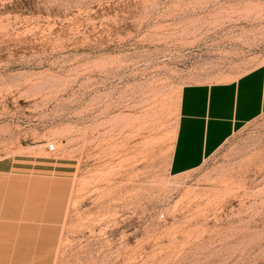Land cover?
Listing matches in <instances>:
<instances>
[{
    "label": "rangeland",
    "instance_id": "rangeland-1",
    "mask_svg": "<svg viewBox=\"0 0 264 264\" xmlns=\"http://www.w3.org/2000/svg\"><path fill=\"white\" fill-rule=\"evenodd\" d=\"M262 63L264 0H0V158L74 164L54 264H264V111L169 169L182 85Z\"/></svg>",
    "mask_w": 264,
    "mask_h": 264
},
{
    "label": "crops",
    "instance_id": "crops-1",
    "mask_svg": "<svg viewBox=\"0 0 264 264\" xmlns=\"http://www.w3.org/2000/svg\"><path fill=\"white\" fill-rule=\"evenodd\" d=\"M263 111V63L233 78L183 84L169 169L196 167ZM73 172L70 160L41 153L0 158V264H54Z\"/></svg>",
    "mask_w": 264,
    "mask_h": 264
},
{
    "label": "built area",
    "instance_id": "built-area-1",
    "mask_svg": "<svg viewBox=\"0 0 264 264\" xmlns=\"http://www.w3.org/2000/svg\"><path fill=\"white\" fill-rule=\"evenodd\" d=\"M47 148H48L49 150H53V149H54V143H53V142H49V143L47 144Z\"/></svg>",
    "mask_w": 264,
    "mask_h": 264
}]
</instances>
